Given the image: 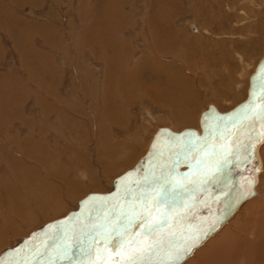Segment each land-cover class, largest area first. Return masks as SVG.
Instances as JSON below:
<instances>
[{"label": "rangeland", "instance_id": "obj_1", "mask_svg": "<svg viewBox=\"0 0 264 264\" xmlns=\"http://www.w3.org/2000/svg\"><path fill=\"white\" fill-rule=\"evenodd\" d=\"M247 6L248 0H0V241L4 238L9 244L28 236L41 215L39 211H43L35 202L52 196L54 203L47 213H60L72 206L71 200L78 194L88 191L87 196L103 188V172L112 171V178L126 174L121 171L125 169L123 160L132 154L131 139L150 137L158 122L174 120L153 96L157 85L152 82H159L166 95L176 89L178 78L185 88L183 98L198 101L195 105L201 109L213 101L206 82L217 79L214 72L227 74L225 63L238 68L236 54H243L241 44L249 41L247 35L237 33L243 28L239 20ZM255 7L259 6L252 8L258 14L252 24L258 25L259 35V29L264 30V17ZM249 47L250 54L262 52L256 57L254 73L264 59V36ZM200 48L209 51L210 65L214 64L211 72H207L210 68L202 71ZM161 54L164 59L158 56ZM116 67L124 73L136 71L139 76L133 73L123 81ZM121 81L128 86H150L122 102L120 92L125 95V90ZM149 90L155 100L146 95ZM239 90V86L233 89L236 95ZM107 97H112L115 108L105 103ZM243 102L227 111L212 105L213 114L229 117ZM209 113L206 108L201 114L205 117ZM197 128L176 132L166 126L156 133L182 135L187 129L199 133ZM119 142L129 150L123 153ZM106 153L113 154V159L104 157ZM171 161L167 158L158 166L165 170ZM45 186L49 187L47 194L41 191ZM86 208L77 212L79 216L90 213ZM44 236L37 238L39 245L48 241Z\"/></svg>", "mask_w": 264, "mask_h": 264}, {"label": "bare ground", "instance_id": "obj_2", "mask_svg": "<svg viewBox=\"0 0 264 264\" xmlns=\"http://www.w3.org/2000/svg\"><path fill=\"white\" fill-rule=\"evenodd\" d=\"M254 2L248 0L250 8L247 6L246 10L244 9L246 13H244L243 10L241 11V14L244 15L239 20L240 23L244 24L241 25V27H243L240 30L241 32L237 33H242L245 36L247 35L246 37L249 39V41L247 40L245 44H241V47H243V54H236L238 61L237 64H240V66L238 68H230V65L225 63L228 71L227 74L221 75L218 72L213 73L218 76L217 79L206 82L208 87H210L208 94H210L211 98H213V101L210 100L211 102L202 107L203 109L200 108L201 105L200 107L195 105L198 101H195L194 99H187V97L186 99L183 98L185 88L182 87L183 82H179L177 80L178 78L175 79L177 84L174 87H176V89H170V92L168 91L164 93L166 95H163V92L161 91L164 88L160 90L161 85L159 82H152L154 83L153 86L157 85V88L153 90V96H156L155 99L158 100L159 103L165 107L164 109L167 110L163 111L167 112L171 119H174L172 121H168L167 119L168 122L159 120L160 122H158V126H168V128H172L173 131L176 132H180L183 128L200 127V132L189 131L187 129V131H184L182 135H175L170 131L166 133L159 131L160 133H156L159 128L156 127L155 130L150 131V137H146L141 134L142 136L136 140L133 137L134 140L132 142V137H130L131 135L128 136L130 137L133 145H131L132 154L131 152H128L131 156L128 157L126 161L123 160L122 166H124L125 169L124 171H121V174L122 172L124 173L127 171L126 174H122L123 176L118 175L120 178H112L114 175L111 173L112 171L103 172L106 176L105 181L102 182L104 184L103 188L95 189L94 191L92 190L94 193L92 192L93 194H88L87 196L86 193L88 191L83 192L82 195L78 194L73 200H71L72 206L69 207V209L67 208L60 211V213H54V211L52 214L47 213V211H50L51 209L50 206L54 203V198H52V196L46 197L44 200L41 199L38 203L35 202V204L43 210L39 211L41 215H38L39 218L36 217L37 220L33 222L35 226H32V231L27 234L28 236L17 238L14 242H10L9 244L6 240V242L4 241V238L0 241V264H25V262H28V264H52V261L55 260L56 253V248L53 246L54 241L59 245L67 243L70 247L73 246L75 243V234L81 223L86 221L88 218H91L93 221H96L97 218L103 219L105 213H110L116 205L123 206L125 204L129 192L137 194L140 191H143L144 189H142L140 185L144 183L145 178L147 177L151 179L153 176H159L162 169H160L161 167L159 168L158 165L161 161L164 162L167 158L172 160L168 168L175 164L173 176H175L177 180L190 184V187L187 193L177 200V203L173 206L174 210L168 213L169 224L165 227L164 231L175 233L176 235L173 238L174 242L180 243L182 242V237L195 235L201 230H206L211 224H213V222H216L215 228L210 231L207 237L203 238L186 257H184L180 264H264V143H256L255 147L251 149V155L247 160L243 159L244 153L241 149V151L237 152L236 155L230 157L232 163L220 164V171L219 173H216L215 179H206V177H209L212 173L216 172V164L219 160V157L213 156L212 153L214 150L219 153L221 150L220 146L225 143L226 139L229 141H238L242 145L249 143L250 138L258 137L262 131V122L259 119H256L255 122H253L244 116L246 105L253 101V99L257 101V107L259 108V101L261 98V81L264 79V77H262V72H264V59L262 60L263 62H261V67L258 66L254 73H252L256 64V57H260L262 52L255 54L254 51H252L250 54L248 50L250 45H253L255 41H261L264 36V30L260 28V25L259 30H261V32L258 35L256 30L258 25H255V23L252 24V22L256 20L254 17L258 14V12L252 10L253 6H259L258 8H255L258 9L260 14H263L261 17H264V0L256 1L259 4ZM261 7H263V10L260 11ZM244 25H246L245 28ZM192 30L194 31L195 28ZM216 30L218 29L216 28ZM169 36L167 38L171 40L172 36H170L171 38ZM174 36L175 38L177 37L176 35ZM255 37H257V40H254ZM153 38L156 39V36ZM174 40V42H176V39ZM201 50L203 51V49ZM208 52L209 51L206 49L203 51L202 55L200 54L203 63L202 71L210 68L207 72H211L214 64L212 63V66L210 65L212 58L208 56ZM153 56L155 57V54H153ZM158 56H161V58L164 59L162 54ZM243 56H246L247 58L245 57L246 59H244ZM108 68L110 69V67ZM115 69L120 71V68L118 67ZM111 70L113 71V69ZM133 73H135V76H139L136 71L128 73L120 71L119 75H121V80L124 81V79L129 80L128 78H130ZM203 75H205V73ZM148 78H151V76H148L147 79ZM204 78L207 79L206 75ZM171 82L174 83L173 81ZM122 83V87L125 90V95L119 91L121 98H123H119V100L122 102H124V99L129 101L131 94L135 92L139 93L142 90V87L147 91L150 86L149 83H145L143 85L136 83L135 86H128L125 84L126 82ZM177 85L181 90L178 89ZM238 86L241 87V90H239V93L236 95L233 89ZM249 86L250 88L248 90ZM130 90L132 92H130ZM150 90L146 94L148 98L151 94ZM144 93L146 92L144 91ZM144 93H140V95H143ZM253 93H255V97L253 96ZM216 96L220 97L222 100L217 99ZM111 98H108L109 101H106L105 103H107L110 108H115L113 106V103L115 102H113ZM151 98L152 100H155L154 97ZM232 101L235 102L231 103ZM241 102L243 103L238 107V109H236L237 111L229 114L231 117H226V115L220 114L218 115L216 113L213 114L214 110L212 109V105H219L222 111H227L229 109L231 110L233 106ZM204 104L205 103H203V105ZM206 108L210 109V113L209 115L202 117L203 115L201 113ZM233 121H235V124H233ZM225 124L228 125L227 128L224 127ZM250 124L251 126H249ZM139 133L140 132H137V134ZM130 139L126 140L128 141ZM102 142L99 143L102 144ZM119 143L118 145L121 144L120 146L122 152L129 150H124V147H122L123 144ZM128 144L129 143H127V145ZM105 149L108 150L106 147ZM173 151L176 153L174 152V154ZM113 153L115 154V151ZM206 153L208 154L206 155ZM103 155L105 157L107 153ZM103 155L101 154L100 156L102 157ZM111 155H107V159H111ZM237 156H240L239 161H237ZM177 161H179V163H176ZM168 168L163 171L166 173ZM95 174L97 173H94V175ZM99 177H101V174ZM200 181L203 182L201 183ZM252 181H254V183L251 184L252 194L244 195V193L249 190V184ZM98 185H100V183ZM49 187H51V185ZM49 187L45 186L44 189L41 190L43 191L42 193L47 194ZM56 187L59 188L57 185ZM28 191H30V188ZM33 192L37 193L35 191ZM52 192L53 191H51V193ZM57 195H54L55 199L57 198ZM90 202H92V204L89 205V208H86V205ZM32 208H34V206ZM85 208L86 210H89L90 213L88 212L85 216H79V210ZM7 210L9 211V209ZM69 212H71V215ZM161 212H168L167 205H163L161 207ZM68 214L69 216H67ZM6 216L7 215H5V217ZM64 217H66V219H63ZM68 222H71L73 225L71 224V227H67L69 226H66ZM9 226L11 227V225ZM44 234V237L48 238V241L39 245L38 242L40 241L36 242V240ZM51 234L54 235L53 238H50ZM44 237L43 240L45 239ZM144 242L146 246L150 241L147 238H144ZM166 246L167 239H165V247ZM73 252V260L76 261V264H81L79 251L73 247ZM109 252H112V250L109 249ZM110 258L120 259L119 256L114 254ZM155 259L156 257L154 256L153 260ZM55 264H68V262L64 260H55ZM83 264H87V258L83 259Z\"/></svg>", "mask_w": 264, "mask_h": 264}, {"label": "snow or ice", "instance_id": "obj_3", "mask_svg": "<svg viewBox=\"0 0 264 264\" xmlns=\"http://www.w3.org/2000/svg\"><path fill=\"white\" fill-rule=\"evenodd\" d=\"M262 77H264V72H262ZM253 96L255 97V93ZM259 105L258 108L257 101L253 99L246 105L244 111L245 118L253 122L259 119L262 122V131L259 136L250 138L249 143L242 145L238 141L226 139L225 143L220 146L219 153L213 151L212 155L218 156L219 160L216 164V172L206 179H215L216 173L220 171V164L232 163L230 157L236 155L241 149L244 153L243 159L247 160L255 144L264 143V79L261 81ZM224 127L227 128L228 125L225 124ZM236 158L237 161L240 160V156ZM174 171L175 164L168 168L166 173L162 169L159 176H153L151 179L146 177L144 183L140 185L144 190L137 194L129 192L123 206L116 205L110 213H105L103 219L97 218L93 221L88 218L81 223L75 234L73 246L70 247L67 243L59 245L54 241L55 260L76 264L73 260L74 247L79 251L81 264L84 258H87V264H180L184 257L215 228L216 222L195 235L182 237L180 243L174 242L175 233L164 231L169 224L168 213L174 210L173 206L177 200L186 194L190 187V184L177 180L173 176ZM252 183L254 181L250 182L249 190L244 195L252 194ZM163 205H167L168 212H161ZM144 238L150 241L146 246ZM165 239H167L166 247ZM109 249L112 252H109ZM113 254L119 256L120 259H111ZM154 256L155 260H153ZM55 260L52 264H55Z\"/></svg>", "mask_w": 264, "mask_h": 264}]
</instances>
